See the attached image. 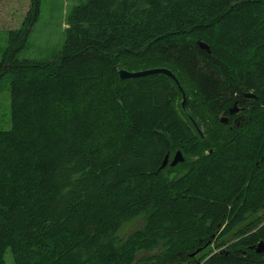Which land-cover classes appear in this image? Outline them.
<instances>
[{"label":"trees","instance_id":"trees-1","mask_svg":"<svg viewBox=\"0 0 264 264\" xmlns=\"http://www.w3.org/2000/svg\"><path fill=\"white\" fill-rule=\"evenodd\" d=\"M44 2L1 50L0 264H264V0L79 1L37 59ZM153 68L196 114L169 76L118 74Z\"/></svg>","mask_w":264,"mask_h":264},{"label":"rangeland","instance_id":"rangeland-1","mask_svg":"<svg viewBox=\"0 0 264 264\" xmlns=\"http://www.w3.org/2000/svg\"><path fill=\"white\" fill-rule=\"evenodd\" d=\"M41 8L38 23L34 26L29 41L32 46L30 52L35 54L34 58L41 59L49 56L53 51L60 48L64 37L66 14L72 5L85 0H47ZM79 2V3H80ZM48 3V4H47ZM30 11V0H0V56L1 50L6 46L4 34L8 30H17L24 27L26 16ZM23 52L21 56H27ZM190 101L188 111L194 112L192 108H200L198 101L192 95L186 94ZM185 100V101H187ZM201 110L198 116L205 114ZM192 113V114H193ZM9 89L6 79L0 80V130H8L11 127L10 119ZM198 128L205 132L207 126L200 121ZM6 264H12L10 250L5 252Z\"/></svg>","mask_w":264,"mask_h":264},{"label":"water","instance_id":"water-1","mask_svg":"<svg viewBox=\"0 0 264 264\" xmlns=\"http://www.w3.org/2000/svg\"><path fill=\"white\" fill-rule=\"evenodd\" d=\"M199 46L203 49H205L208 53L210 52L209 48L202 42H199ZM156 73H162L165 74L167 76H169L173 82L176 84V86L179 88L180 92H181V106L182 108H184V104H185V100H186V96H185V92L183 91V89L181 88L178 80L176 79L175 75L168 69L166 68H153V69H147V70H142V71H127L124 69H121L118 71L119 77L120 79H125V78H134V77H141L144 75H148V74H156ZM246 98H255V96L251 93V92H247L243 94ZM230 113L235 112V111H239V108L236 106V103H233V105L231 106V108H229ZM219 120L222 123H227L228 122V117L226 116H220ZM240 119L237 118V125L240 123ZM193 125L194 127L197 129L198 133L201 135V131L198 128V126L196 125V123L194 121ZM236 122V121H234ZM235 125V124H234ZM232 125L231 128L236 127L237 125ZM167 156L164 157L163 162H162V167L166 165L167 163ZM183 161V156L181 154L180 151H177L173 157L172 160L170 162V165L173 166L178 162ZM255 251L257 253H261L264 251V242L260 241L255 245ZM178 264V263H176Z\"/></svg>","mask_w":264,"mask_h":264},{"label":"flooded vegetation","instance_id":"flooded-vegetation-1","mask_svg":"<svg viewBox=\"0 0 264 264\" xmlns=\"http://www.w3.org/2000/svg\"><path fill=\"white\" fill-rule=\"evenodd\" d=\"M236 106H237V102H236ZM228 108H231V106L230 107H228ZM240 109H242V108H239V111L237 112V111H235V112H232V113H230V111H229V109H228V113L229 114H227V115H225L226 117H228V122H227V124H229L230 123V126H232V125H237V118H239V119H241V116H240ZM234 121H236V122H234ZM234 125V126H235ZM237 127V126H236Z\"/></svg>","mask_w":264,"mask_h":264}]
</instances>
